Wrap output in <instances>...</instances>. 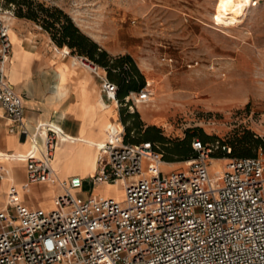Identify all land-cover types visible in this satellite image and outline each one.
<instances>
[{
  "label": "built area",
  "instance_id": "1",
  "mask_svg": "<svg viewBox=\"0 0 264 264\" xmlns=\"http://www.w3.org/2000/svg\"><path fill=\"white\" fill-rule=\"evenodd\" d=\"M14 17L13 6L0 8V105L9 131L33 141L22 97L7 79ZM74 57L99 79L106 101L120 105L105 68ZM151 94L146 81L125 102L133 111L130 100L143 103ZM38 128L37 153L18 159L26 163L29 183L57 184L59 190L49 207H32L9 187L0 207V264H264V154L229 157L210 172L212 160L223 158L193 139L196 156L165 172L159 146L125 142L122 126L95 146V171L88 178L91 185L121 182L123 197L116 199L80 192L78 175L60 179L51 165L58 134L48 124ZM221 148L230 154L229 146Z\"/></svg>",
  "mask_w": 264,
  "mask_h": 264
},
{
  "label": "rangeland",
  "instance_id": "2",
  "mask_svg": "<svg viewBox=\"0 0 264 264\" xmlns=\"http://www.w3.org/2000/svg\"><path fill=\"white\" fill-rule=\"evenodd\" d=\"M34 1L61 8L110 58L131 56L145 83L151 81L152 94L140 103L146 108L141 113L153 115L150 136L162 137L169 147L209 136L206 142L212 152L217 144L230 146L240 138H259L263 148L256 155L264 154V0H254L239 20L220 16L219 0ZM8 6L7 0H0V8ZM11 21L13 25L24 22L28 29L40 27L17 14ZM111 74L118 77L117 72ZM130 103L142 118L134 107L139 102ZM140 134L136 138L144 140ZM219 155L223 159L212 160L210 172L229 158ZM172 163L162 164L163 170L186 164ZM57 190L55 184L37 198L47 199ZM82 190L100 197H123L121 182L91 185L86 181Z\"/></svg>",
  "mask_w": 264,
  "mask_h": 264
},
{
  "label": "crops",
  "instance_id": "3",
  "mask_svg": "<svg viewBox=\"0 0 264 264\" xmlns=\"http://www.w3.org/2000/svg\"><path fill=\"white\" fill-rule=\"evenodd\" d=\"M24 24L21 21L11 24L12 47L7 79L22 97L24 121L33 141L19 131H9L11 124L0 105V207L6 201L10 186L15 187L19 202L32 207H49L58 190L52 191L47 199L37 198L40 192L54 186L29 183L26 163L18 159L27 153H37L42 138L38 126L48 124L65 137L64 141L58 142L57 157L51 159L58 177L67 179L78 175L84 184L95 171V146L106 143L123 124L120 105L106 101L99 93L97 77L85 69L86 72L78 70L69 48L57 46L41 27L35 25L28 29L23 27ZM134 107L140 113L146 109L140 103ZM141 114L142 127L153 125L151 113ZM80 192L86 193L82 187Z\"/></svg>",
  "mask_w": 264,
  "mask_h": 264
},
{
  "label": "trees",
  "instance_id": "4",
  "mask_svg": "<svg viewBox=\"0 0 264 264\" xmlns=\"http://www.w3.org/2000/svg\"><path fill=\"white\" fill-rule=\"evenodd\" d=\"M7 2L9 6L14 7V13L19 17H24L38 23L43 30L49 33L52 41L57 46H67L71 54L85 56L105 68L107 78L117 85L116 98L120 103V107H122L120 108V115L124 126L125 142L139 143L150 141L159 146V150L163 154V160L166 162L175 160L184 161L196 156V152L191 147L192 140L196 138L182 140L181 143L176 142L169 147L162 137L150 136L148 134L152 126H147L141 132L142 122L140 121L138 112L128 110L129 103L125 102V97L130 92H137L145 86L144 77L130 55L124 54L110 58L106 50L102 49L93 39L84 34L73 23L71 17L57 6H45L43 3L34 0H7ZM112 72H117L118 77L113 78ZM130 121H132L131 124H127ZM139 134L144 136V140L136 138V135ZM207 139H209V136L203 137V140L200 141L203 144H207ZM237 141V143L228 145L231 148L230 154H226L222 150L221 147L225 144H217V150L212 152V157H221L219 154L222 153L229 157H252L256 156L257 149L263 148V143L259 138L247 141L240 138ZM180 145H182L181 148L179 147ZM244 147H249V150H244Z\"/></svg>",
  "mask_w": 264,
  "mask_h": 264
},
{
  "label": "bare ground",
  "instance_id": "5",
  "mask_svg": "<svg viewBox=\"0 0 264 264\" xmlns=\"http://www.w3.org/2000/svg\"><path fill=\"white\" fill-rule=\"evenodd\" d=\"M254 0H227V2H225V0H219L217 5H216V11L217 13L224 17V18H228L230 20H239L241 19L244 14H245V10L247 7L251 6V3ZM15 17L12 19L14 20ZM13 22L11 21V24ZM11 27L9 29V37L11 38ZM147 82L151 85V81L147 80ZM56 88L57 90L59 89V86L56 84ZM59 94V93H58ZM136 101V100H135ZM139 102V101H137ZM135 104V103H134ZM146 114V113H145ZM45 133V132H44ZM58 142L60 141H64L65 137H62L61 135L58 134ZM59 144L57 143V146L55 147V151L57 150ZM60 147V146H59ZM62 147V146H61ZM54 151L53 153V157L55 156L56 152ZM226 160V159H225ZM187 164V163H186ZM185 164V165H186ZM184 165V166H185ZM53 167V166H52ZM222 167V166H221ZM54 169V167H53ZM56 173V172H55ZM57 174V173H56ZM58 176V175H57Z\"/></svg>",
  "mask_w": 264,
  "mask_h": 264
},
{
  "label": "snow or ice",
  "instance_id": "6",
  "mask_svg": "<svg viewBox=\"0 0 264 264\" xmlns=\"http://www.w3.org/2000/svg\"><path fill=\"white\" fill-rule=\"evenodd\" d=\"M225 2H227V0H225Z\"/></svg>",
  "mask_w": 264,
  "mask_h": 264
}]
</instances>
